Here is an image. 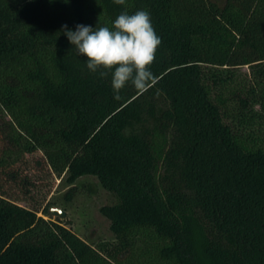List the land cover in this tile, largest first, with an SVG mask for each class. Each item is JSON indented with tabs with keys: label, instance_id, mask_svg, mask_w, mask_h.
<instances>
[{
	"label": "trees",
	"instance_id": "trees-1",
	"mask_svg": "<svg viewBox=\"0 0 264 264\" xmlns=\"http://www.w3.org/2000/svg\"><path fill=\"white\" fill-rule=\"evenodd\" d=\"M125 10H147L162 42L156 82L117 100L63 26ZM240 66L264 84V0H0V264H264V134L228 114L264 93L229 87ZM48 173L98 179L114 241L44 217Z\"/></svg>",
	"mask_w": 264,
	"mask_h": 264
},
{
	"label": "clouds",
	"instance_id": "clouds-1",
	"mask_svg": "<svg viewBox=\"0 0 264 264\" xmlns=\"http://www.w3.org/2000/svg\"><path fill=\"white\" fill-rule=\"evenodd\" d=\"M113 2L126 5V0ZM63 34L78 56L87 57L86 67L90 72H98L100 77L111 74L115 99L121 98L119 93L128 85L142 94L156 82L150 69L162 41L147 10L131 14L125 10L117 15L111 28L77 24L73 31L64 25Z\"/></svg>",
	"mask_w": 264,
	"mask_h": 264
},
{
	"label": "rangeland",
	"instance_id": "rangeland-1",
	"mask_svg": "<svg viewBox=\"0 0 264 264\" xmlns=\"http://www.w3.org/2000/svg\"><path fill=\"white\" fill-rule=\"evenodd\" d=\"M215 1L221 3L223 0ZM218 72L221 74V78L228 75V71L223 68H219ZM231 73L234 76L228 83L229 87L240 86L245 90L254 88L256 96L264 93V84H255L257 80L252 76L248 66L231 69ZM209 77V82L212 84V95L214 96L220 90L212 83L214 77L211 75ZM229 87L222 89L225 95H227ZM255 100L251 101L248 109L241 112L239 109H235V103L229 102L228 114L233 116L235 123L239 120V115L242 116L249 124L248 129H252L257 134H264V107ZM226 120L230 121L231 119L227 118ZM40 155L38 151L25 154L30 162ZM66 176V173L60 176L55 173L45 174L44 188L34 194L39 200L38 203H41V206H48V208L54 207L63 210L65 212L64 217L60 218L56 215L51 219L69 228L87 243L96 246L100 243L114 241V234L109 229V221L100 212V207L110 203L113 200V195L102 187L94 175L79 176L71 183L67 181ZM17 202L23 206L29 205L26 200ZM38 215H42L41 212H38ZM44 217L48 218L47 216Z\"/></svg>",
	"mask_w": 264,
	"mask_h": 264
},
{
	"label": "water",
	"instance_id": "water-1",
	"mask_svg": "<svg viewBox=\"0 0 264 264\" xmlns=\"http://www.w3.org/2000/svg\"><path fill=\"white\" fill-rule=\"evenodd\" d=\"M56 215L61 218V217H64L65 212L61 209H56L54 207H50L47 209V217L48 218H52L53 216H56Z\"/></svg>",
	"mask_w": 264,
	"mask_h": 264
}]
</instances>
